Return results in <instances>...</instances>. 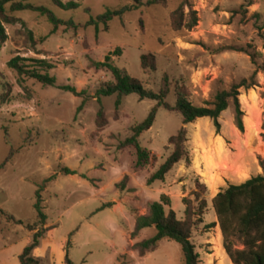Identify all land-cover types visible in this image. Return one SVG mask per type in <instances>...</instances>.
Masks as SVG:
<instances>
[{"label":"rangeland","instance_id":"374dc122","mask_svg":"<svg viewBox=\"0 0 264 264\" xmlns=\"http://www.w3.org/2000/svg\"><path fill=\"white\" fill-rule=\"evenodd\" d=\"M55 1L32 0L81 28L55 29L38 13H16L19 21L5 25L8 37L0 45V95L4 85L12 87L11 102L0 103V166L14 154L0 170V264H20L14 256L32 241L27 225L38 221L34 206L43 185L46 228L56 227L39 248L37 257L43 264H65L69 240L74 264H183L181 246L170 240L145 254L133 250L135 243L156 235L154 228L134 240L131 234L137 217L148 215L162 196L170 200L166 212L172 209L183 220V200L201 194L208 201L205 224H218L213 199L220 191L264 175V0H252L251 6L245 0H170L114 19L107 31L100 27L99 35L85 24L108 9L131 5L132 0H60L79 4L70 11ZM140 1L145 5L149 0ZM182 4L184 25L192 24L197 14L199 22L192 30L174 26V13ZM148 54L156 57L155 72L142 68L141 57ZM109 55L114 65L154 92L160 91L168 75L171 93L166 102L171 107L176 104V87L185 89L195 106L203 107L219 92L257 73V85L240 91L245 132L235 125L232 105L220 117L219 132L211 119L197 120L186 127L190 162L179 163L164 181L149 185L150 177L173 153L169 140L183 127V119L175 111L159 109L154 126L140 138L149 151V163L137 169L135 150H120V144L132 137V129L148 118L157 103L132 94L123 99L117 115V96L103 98L109 125L98 130L101 105L96 93L113 77L93 64L105 62ZM16 57L47 60L54 66L49 74L56 86L34 80L20 84L17 73L8 67ZM62 87L83 95L77 97ZM125 176L129 180L123 191L119 184ZM8 216L24 225L9 222ZM193 242L201 264H232L219 225L210 230L198 227ZM5 247L10 249L6 257L2 256Z\"/></svg>","mask_w":264,"mask_h":264},{"label":"trees","instance_id":"16d2710c","mask_svg":"<svg viewBox=\"0 0 264 264\" xmlns=\"http://www.w3.org/2000/svg\"><path fill=\"white\" fill-rule=\"evenodd\" d=\"M170 0H149L145 5L140 0H132V4L122 7L117 10L108 9L104 14L91 18L84 28L94 27L96 34H100V27L104 26L108 30L109 24L117 18H123L127 13L139 10L143 6H159L165 5ZM187 0H185L186 3ZM248 6L252 5V0H245ZM57 6L65 11L76 10L80 6L75 2L62 3L56 0ZM185 4L174 13V26L177 29L186 28L194 29L198 25V18L195 12V20L192 24H183L182 11ZM32 12L38 13L46 17L55 29L65 27L68 30L76 31L81 26L74 21H65L56 16V14L45 6H37L32 0H0V45L7 41L5 25L16 24L19 19L14 16L16 13ZM30 39L33 48L36 49L37 42L30 32ZM44 41V40H43ZM119 54L120 51L117 50ZM94 67L98 69H107L113 77V82L103 85L96 93V99L101 105L97 113L98 130L104 131L109 125L105 110L102 106V100L106 97L117 96L116 114L118 115L123 104V99L132 94L139 96L141 101L152 100L157 103L148 118L135 126L132 129V137L126 139L120 144V150L133 148L136 152V168L143 169L149 163V151L143 148L140 144V138L143 133L149 131L154 126L156 117L160 108L172 110L179 113L183 119V127L178 133L172 136L169 140L170 145L174 147L173 153L167 158L166 162L153 174L148 184L152 185L158 181H164L165 177L183 161L190 162V154L186 148L188 142L187 126L193 124L199 119H211L217 131L221 129L220 117L232 105L235 111V125L241 132H245L244 117L245 112L240 103L241 89L250 90L257 85L255 73L249 80H243L239 84H234L229 90L219 92L212 102H206L205 106H195L187 96L185 89L176 87V104L171 107L166 101L171 93V84L168 75H165L162 80L161 89L159 92L147 89L144 84L131 77L126 71L120 69L112 62V55L106 57L103 63H94ZM141 65L146 73L156 71L157 60L152 54L143 55L141 57ZM8 67L15 71L19 77V83L23 84L26 80H34L42 85L55 87L56 79L50 76L49 71L54 69V66L47 60H36L16 57L8 63ZM64 91L70 92L75 96H82L75 88L62 87ZM12 87L8 84L4 85V91L0 95V103L7 104L11 102ZM83 106L78 109L82 111ZM14 156L11 152L9 158L0 166V170L11 161ZM68 175L75 173L66 170ZM53 178L46 181L50 182ZM129 177L125 176L123 182L119 184L121 190H125L126 183ZM45 186H41L36 192L37 202L35 210L38 214V221L35 224L27 225L29 231L33 232L31 243L23 250L18 257L20 264H43V260L34 256V251L41 247L45 236L56 227L47 226V216L44 213L42 206ZM184 219L179 220L174 210L168 213L165 210L166 206H170V200L167 196H162L160 202H155L151 205L149 214L138 216L136 219L135 229L131 234V238L136 239L141 232L146 229L154 228L156 235L148 240L135 243L133 250H138L141 254L149 251H154L159 242L170 240L179 244L182 248L184 256L183 264H201V256L197 252L196 245L193 242L194 231L204 225L206 230H210L217 225L220 226L223 248L226 255L232 264H264V175L253 177L242 184L231 185L228 188L221 190L220 193L213 199V208L215 210L218 224H205V214L208 209V201L201 194H195V199L185 198ZM109 206H104V208ZM9 222L17 225H24L23 221L15 219L13 216H8ZM75 233L70 235L71 238ZM71 245L69 240L66 248L65 264H74L69 258L68 249ZM240 246L241 248H239Z\"/></svg>","mask_w":264,"mask_h":264},{"label":"crops","instance_id":"0c3cea01","mask_svg":"<svg viewBox=\"0 0 264 264\" xmlns=\"http://www.w3.org/2000/svg\"><path fill=\"white\" fill-rule=\"evenodd\" d=\"M33 234H34V233H33V232H31V236H32V238H33ZM63 240H64V242H66L65 238H64ZM43 242H46V239H44V240H43ZM30 243H31V241H30ZM30 243H29V244H30ZM26 247H27V246H26ZM26 247H24V249H25ZM8 248H9V247H7V248L5 247V249H4V252H3V255H2V256L6 257V253H5V252H8V251H10V249H8ZM24 249H23V250H24ZM23 250H22L20 253H17V254L14 256V258H15V259H17V260H18V262H19V259H18V257H19V256L22 254ZM38 253H39V248H38V249H36V250L34 251V256H35V257H37V256H38V255H37Z\"/></svg>","mask_w":264,"mask_h":264}]
</instances>
